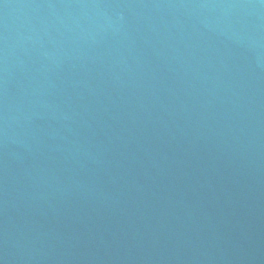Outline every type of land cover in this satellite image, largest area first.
Masks as SVG:
<instances>
[{"label":"water","instance_id":"1","mask_svg":"<svg viewBox=\"0 0 264 264\" xmlns=\"http://www.w3.org/2000/svg\"><path fill=\"white\" fill-rule=\"evenodd\" d=\"M0 264H264V0H0Z\"/></svg>","mask_w":264,"mask_h":264}]
</instances>
